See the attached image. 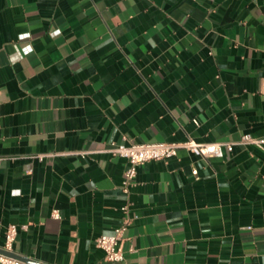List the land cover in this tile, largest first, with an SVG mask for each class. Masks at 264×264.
<instances>
[{"label":"crops","instance_id":"1","mask_svg":"<svg viewBox=\"0 0 264 264\" xmlns=\"http://www.w3.org/2000/svg\"><path fill=\"white\" fill-rule=\"evenodd\" d=\"M0 121V248L16 224L43 264H264V147L180 149L128 192L109 152L264 138V0H0Z\"/></svg>","mask_w":264,"mask_h":264},{"label":"built area","instance_id":"2","mask_svg":"<svg viewBox=\"0 0 264 264\" xmlns=\"http://www.w3.org/2000/svg\"><path fill=\"white\" fill-rule=\"evenodd\" d=\"M1 122V121H0ZM236 144L256 145L264 147V138H257L251 134H245L238 142H197L189 138L181 142H154V143H113L109 152L115 156L123 157L127 160L128 166L124 172L123 190L129 191V188L135 184L138 175V167L146 162L169 160L177 156L180 149H186L196 155L207 159L222 158L225 152H231ZM44 155H38L42 159ZM124 213L128 212V205L122 207ZM54 218H60L59 211L55 210L52 214ZM130 218L124 220L122 226L115 229L112 234L101 235L96 239V246L105 252V259L114 263H123L125 260V250L123 243L125 241V232L130 224ZM18 235V226L11 224L5 232L3 250L15 252L13 244ZM0 264H30L18 258L3 254L0 252Z\"/></svg>","mask_w":264,"mask_h":264},{"label":"water","instance_id":"3","mask_svg":"<svg viewBox=\"0 0 264 264\" xmlns=\"http://www.w3.org/2000/svg\"><path fill=\"white\" fill-rule=\"evenodd\" d=\"M0 252L3 253V254L9 255V256L18 258V259H20V260H22V261H24L26 263H30V264H43V263H40L38 261H35L34 259H30L29 257L19 255V254L15 253V252L5 251L2 248H0Z\"/></svg>","mask_w":264,"mask_h":264}]
</instances>
